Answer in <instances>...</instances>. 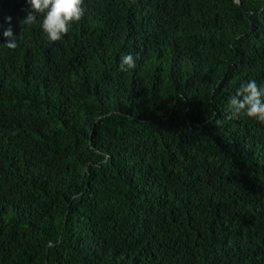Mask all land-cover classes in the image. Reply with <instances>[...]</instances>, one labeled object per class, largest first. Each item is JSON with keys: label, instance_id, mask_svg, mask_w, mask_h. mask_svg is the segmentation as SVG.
I'll list each match as a JSON object with an SVG mask.
<instances>
[{"label": "trees", "instance_id": "16d2710c", "mask_svg": "<svg viewBox=\"0 0 264 264\" xmlns=\"http://www.w3.org/2000/svg\"><path fill=\"white\" fill-rule=\"evenodd\" d=\"M84 7L50 42L0 0V264H264V122L229 105L264 0Z\"/></svg>", "mask_w": 264, "mask_h": 264}, {"label": "clouds", "instance_id": "9594fccd", "mask_svg": "<svg viewBox=\"0 0 264 264\" xmlns=\"http://www.w3.org/2000/svg\"><path fill=\"white\" fill-rule=\"evenodd\" d=\"M30 10L20 21L22 26H31L37 23V14L42 15L40 23L42 31L50 42H57L63 38L74 23L79 22L85 15L84 0H27ZM9 28L3 31L8 38L5 43L9 49L17 47V38L11 28L12 17L6 18ZM131 54L123 55L120 59L121 71L136 67V60ZM229 105L232 115H245L249 118L264 122V89H261L255 80L242 82L236 94L230 97Z\"/></svg>", "mask_w": 264, "mask_h": 264}]
</instances>
